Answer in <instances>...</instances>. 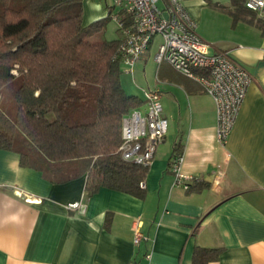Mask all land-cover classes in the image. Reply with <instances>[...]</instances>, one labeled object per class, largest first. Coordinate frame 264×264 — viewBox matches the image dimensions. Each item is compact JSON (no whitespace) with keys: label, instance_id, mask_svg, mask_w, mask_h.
Masks as SVG:
<instances>
[{"label":"crops","instance_id":"obj_1","mask_svg":"<svg viewBox=\"0 0 264 264\" xmlns=\"http://www.w3.org/2000/svg\"><path fill=\"white\" fill-rule=\"evenodd\" d=\"M180 1L209 51L228 50L252 76L226 144L216 139L212 97L155 60L156 81L146 89L159 90L167 129L147 165L143 196L109 187L87 195L85 175L50 182L0 148V264H191L196 246L219 248L205 264H264V21L247 8L236 12L233 0ZM110 10L122 14L111 0H82L83 23L114 21ZM202 18L209 30L199 28ZM239 21L251 29L212 36ZM119 36L116 23L103 38ZM157 36L136 64L148 63ZM179 150L188 188L170 169ZM136 221L146 235L138 244Z\"/></svg>","mask_w":264,"mask_h":264},{"label":"trees","instance_id":"obj_2","mask_svg":"<svg viewBox=\"0 0 264 264\" xmlns=\"http://www.w3.org/2000/svg\"><path fill=\"white\" fill-rule=\"evenodd\" d=\"M233 7L246 8L243 0ZM106 20L85 25L82 0H0V148L50 182L85 175L87 195L109 187L143 196L147 166L118 149L122 119L143 98L120 83L122 64L113 57L120 36L86 38ZM11 82L15 115L1 106ZM218 252L196 246L191 264Z\"/></svg>","mask_w":264,"mask_h":264},{"label":"built area","instance_id":"obj_3","mask_svg":"<svg viewBox=\"0 0 264 264\" xmlns=\"http://www.w3.org/2000/svg\"><path fill=\"white\" fill-rule=\"evenodd\" d=\"M243 2L264 21V0ZM111 8L122 13L112 10L108 13L120 30V41L113 57L125 66L126 71H130L147 53L154 36L159 35L161 40L154 59L166 61L175 70L194 79L212 97L216 111V139L225 145L252 81L249 71L228 50L209 51V42L198 34L196 21L180 0H111ZM166 129L160 92L156 88H148L144 91L143 102L122 119L118 147L121 156L147 166ZM181 161L182 152H174L170 169L174 182L188 188V175L180 170ZM145 238L140 221H136L133 242L138 244Z\"/></svg>","mask_w":264,"mask_h":264},{"label":"rangeland","instance_id":"obj_4","mask_svg":"<svg viewBox=\"0 0 264 264\" xmlns=\"http://www.w3.org/2000/svg\"><path fill=\"white\" fill-rule=\"evenodd\" d=\"M114 9L115 8H113V10ZM199 22H200L199 28L205 30H209L211 28L209 23L207 22V19L202 18V20ZM115 24L116 23L114 21L107 19L103 27L91 29L90 34H88L86 38L95 41V40L103 39V35L104 37L110 36L111 33L115 32ZM251 27L252 26L250 24L239 21L237 22V25L235 26L230 25L229 27H227V29L223 31H217V29H215L214 32L219 34H216L217 36L212 34V36L232 38L240 34V32L250 30ZM159 40L160 38L159 36H157L155 38V41L151 49L152 50L151 58L149 59L148 63L145 64L144 67L135 63L136 65L134 66L133 69H131L130 71H126L125 66L124 65L121 66L122 71L120 72V76H119L120 83L128 93H134L137 94L138 96H143L144 91L147 90L146 89L147 86L156 81L155 78L156 61L153 55L157 51V43ZM16 84L17 82H11L8 85H6L5 88L3 89L1 106L9 115H15V104H14L15 99L13 95V90Z\"/></svg>","mask_w":264,"mask_h":264}]
</instances>
